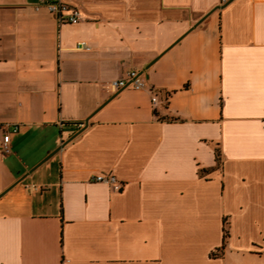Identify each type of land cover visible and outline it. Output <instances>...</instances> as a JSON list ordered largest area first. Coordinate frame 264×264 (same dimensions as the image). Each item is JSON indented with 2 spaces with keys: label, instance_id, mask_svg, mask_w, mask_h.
Instances as JSON below:
<instances>
[{
  "label": "crops",
  "instance_id": "1",
  "mask_svg": "<svg viewBox=\"0 0 264 264\" xmlns=\"http://www.w3.org/2000/svg\"><path fill=\"white\" fill-rule=\"evenodd\" d=\"M38 1L0 0V264H264V0Z\"/></svg>",
  "mask_w": 264,
  "mask_h": 264
},
{
  "label": "built area",
  "instance_id": "2",
  "mask_svg": "<svg viewBox=\"0 0 264 264\" xmlns=\"http://www.w3.org/2000/svg\"><path fill=\"white\" fill-rule=\"evenodd\" d=\"M36 9L45 7L50 14L55 18L59 25H76L83 21V15L78 9L64 3L62 0H39L35 5ZM80 47L89 49L86 43H81ZM132 86L135 90H149L152 95V103L157 105L159 102V95L155 89H150L146 80L137 71H130L123 79L110 81L105 86L108 92H116L120 89ZM1 151L5 154L12 152L11 150V136L5 134L3 138V144ZM91 181L94 183H102L109 185L115 189H121L123 183L113 174H94L91 177Z\"/></svg>",
  "mask_w": 264,
  "mask_h": 264
},
{
  "label": "water",
  "instance_id": "3",
  "mask_svg": "<svg viewBox=\"0 0 264 264\" xmlns=\"http://www.w3.org/2000/svg\"><path fill=\"white\" fill-rule=\"evenodd\" d=\"M89 125V119L86 121V125H85V128L87 127ZM84 129V128H83ZM83 132V130L81 131V132H79L78 134H76L74 137H72V139L71 140H73L75 137H77L79 134H81ZM64 145H65V143H64ZM64 145H63V147H64ZM62 148V147H61Z\"/></svg>",
  "mask_w": 264,
  "mask_h": 264
},
{
  "label": "trees",
  "instance_id": "4",
  "mask_svg": "<svg viewBox=\"0 0 264 264\" xmlns=\"http://www.w3.org/2000/svg\"><path fill=\"white\" fill-rule=\"evenodd\" d=\"M220 154H218V156H219ZM228 236V231L227 230H225V238Z\"/></svg>",
  "mask_w": 264,
  "mask_h": 264
}]
</instances>
